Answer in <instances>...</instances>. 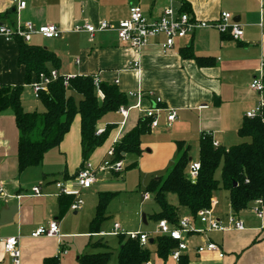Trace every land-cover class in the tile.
I'll use <instances>...</instances> for the list:
<instances>
[{
	"label": "crops",
	"instance_id": "0c3cea01",
	"mask_svg": "<svg viewBox=\"0 0 264 264\" xmlns=\"http://www.w3.org/2000/svg\"><path fill=\"white\" fill-rule=\"evenodd\" d=\"M23 1L26 5L18 11L16 4L9 0H0V26L11 27L18 23H30L36 27L56 26L61 31L59 38L45 40L34 36L28 45L52 53L58 60L57 71L61 76H97L99 84L114 85L126 97L125 108H133L137 104L140 106L139 109H130L125 121L117 112H113L97 123V130H106L108 127L111 129L102 146L90 156L88 161L93 165L100 164L107 152L144 120L143 111L156 107V100H160L159 107L176 110V120L170 127L161 120L158 128L143 135L141 154L132 155L130 165L124 164L126 157L130 155H125L121 160L124 172L132 168L131 170L144 174L148 180L151 178L150 181L165 176L172 167L177 157L176 142H185L190 147L189 154L191 148L198 149L202 134L211 136L212 141L219 147H232L238 138L237 132L245 113L260 102V95L249 89V84L257 74L259 61L264 57V7L261 8L259 0ZM131 5L138 6L148 19H157L168 7L180 10L182 5H186L189 14L200 21H216L221 13H228L232 19L236 18L243 36L241 40L234 41L226 36L224 38L215 30L201 29L177 41L172 50L162 54L161 36L151 39L146 46L136 51L121 45L113 33H96L90 37L86 33L73 32L74 26L85 23L97 25L99 22H107L116 26L128 19ZM260 23L262 28L259 27ZM183 48H191L196 57L205 58V65L200 67L194 60L182 58L180 50ZM17 56L16 41L7 40L0 35V85L23 87V93L28 89L27 94L38 101L33 96L30 84L26 85L24 82V70L17 64ZM134 63H138V71L132 69ZM23 93V110L37 112L31 109V104L24 99L27 94ZM138 94L141 95L140 99L137 98ZM97 96L100 97V94ZM18 138L12 112L8 110L1 113L0 183L9 195L20 198L0 201V240L18 238L20 264H43L45 259L55 258L60 249L67 254L59 255L58 264H78L80 256L94 255V247H107L101 241L92 242L93 238H104L99 236L103 232L100 229L99 233L90 234L88 225L95 213L97 195L112 193L107 191L109 187L105 183L112 176L118 177L123 172L104 174L90 189L83 191L84 206L77 213H63L59 208V198L56 197L54 183L72 180L82 167L80 117L74 118L60 145L44 155L39 167L21 174L18 173L17 163ZM51 177L58 179L49 182ZM34 187L40 188L41 197L33 196L31 189ZM219 193L220 191L214 195L218 204L216 212L218 218L225 223L231 209L228 194L226 193L228 204L223 206L217 198ZM91 194H96L94 208L83 215L81 213L86 208V198ZM115 194L111 204L118 198L117 193ZM146 194L149 199L144 200L143 196ZM150 195L143 194L142 201H149L152 196ZM110 205L109 217L112 210ZM250 206L237 214L244 223V231L207 235L224 253L222 259L216 254H197L194 247L201 242L198 235L193 237L190 249L181 253V257L188 258V264H264V216L262 220H257L250 213ZM158 212L145 215L146 225L147 221H153L150 217ZM179 215L191 216L181 208ZM51 220L59 223L60 241L55 238L30 237L32 232L39 227H45ZM193 226L195 229H203L198 221H194ZM114 238L118 240V237ZM155 239H149L152 244L148 241L141 248L148 249L149 245H154ZM154 254L157 257L155 250ZM157 259L160 263L152 262L150 252V260L145 264H178L169 256L165 260ZM116 261L117 255L114 263L109 261V264H116ZM0 264H12L11 259L1 249Z\"/></svg>",
	"mask_w": 264,
	"mask_h": 264
},
{
	"label": "trees",
	"instance_id": "16d2710c",
	"mask_svg": "<svg viewBox=\"0 0 264 264\" xmlns=\"http://www.w3.org/2000/svg\"><path fill=\"white\" fill-rule=\"evenodd\" d=\"M180 12L189 14L186 5ZM228 37V36H226ZM225 38V36H224ZM230 39V37H228ZM17 44V64L24 70V82L29 85L42 73L57 70L56 57L39 47L24 44L15 39ZM180 55L192 59L200 67L207 62L205 58L196 57L191 48H183ZM48 66H52L49 69ZM100 97L92 84V77H76L70 80L65 88L61 81L48 87L47 94H42L40 103L43 112H25L21 105L23 87L0 85V115L11 111L16 129L19 133L17 145L18 173L37 168L42 164L44 155L62 142L76 116L80 117V147L82 166L92 153L105 142L111 127L96 136L97 123L107 114L116 112L126 106V97L114 85L99 84ZM80 97L78 103L71 95ZM148 121L139 124L114 147L113 162L121 161L125 155L141 154V137L149 134ZM238 138L246 140L241 144L215 148L211 136L202 134L198 142L200 170L197 180L192 183L186 178L189 165L190 147L183 141L176 142L177 157L166 175L158 180H151L145 193L153 196L159 212L150 217L155 222L166 220L176 226L179 220V209H184L195 217L200 210L209 208L210 199L215 193L223 190L228 194L230 209L236 215L248 209L255 200L264 203V109L254 119L244 118L237 132ZM221 169V182L214 175ZM176 197L177 207L167 201V196ZM115 193H99L95 213L89 222L90 234L100 232L102 224L108 220V207L115 198ZM71 197L59 198V208L67 211ZM147 217V216H146ZM147 219V218H146ZM153 244L158 258L165 260L175 249L176 242L167 237H158ZM116 264H145L150 260L147 248H141L137 241L118 237ZM111 254L98 253L80 256L78 264H109ZM43 264H58L57 258L45 259ZM178 264H188V258L180 257Z\"/></svg>",
	"mask_w": 264,
	"mask_h": 264
},
{
	"label": "built area",
	"instance_id": "2783aa9c",
	"mask_svg": "<svg viewBox=\"0 0 264 264\" xmlns=\"http://www.w3.org/2000/svg\"><path fill=\"white\" fill-rule=\"evenodd\" d=\"M10 3L17 5V10L24 9L25 2L23 0H9ZM261 2V8L264 7V0ZM128 19L119 22L113 26L107 22H99L97 25L83 24L81 26H74L73 32L86 33L92 37L96 33H113L115 34L118 42L121 45L130 47L136 51L141 50L148 44L151 39L158 37L163 38L160 45L162 54H166L172 50L177 41L183 40L192 35L195 31L201 29H212L218 32L221 36H228L234 41L242 39L243 32L238 23L233 22L232 17L228 13H221L216 21L206 22L193 18L190 14L180 12L173 7H168L163 10L162 14L157 19L146 18L141 9L136 5L129 7ZM259 27L262 28L261 23ZM0 35L7 40L20 39L24 44H30L34 36L40 37L45 40L57 39L61 35V31L54 25H44L36 27L30 23H24L7 27L0 26ZM132 69L139 70L138 63L132 65ZM75 76H61L57 70H52L49 73H42L30 83L29 87L35 99L39 100L42 94H47L48 87L58 81L63 83L65 88L68 87L70 80ZM92 84L96 88L97 94H100L98 89L99 80L97 76L92 78ZM249 89L260 95L259 104L252 110L247 111L244 115L246 119H254L262 114L264 109V57L259 61L256 76L249 84ZM137 98L140 99L141 95L138 94ZM156 107L143 111L144 120L148 121L149 131H153L159 127L161 120L167 127H170L176 120V110L170 108H161L160 100H156ZM139 104L133 108L120 107L116 112L125 121L128 117L130 109H139ZM121 123V125H123ZM104 130H96V136H101ZM213 146L218 148V144L213 142ZM114 147H112L106 154L105 158L98 165H93L87 161L83 164L77 175L69 181L55 182L54 187L57 191L56 197L63 196L71 197V203L67 209L69 213H77L83 209L84 201L82 199V192L91 188L104 174L114 173L120 174L124 172L125 168L122 161L113 162ZM200 170L199 162H190L186 172V178L194 183L198 178ZM34 197H41V190L39 187L31 189ZM17 199L19 196L9 195L2 184L0 183V201L7 199ZM144 200L149 199L148 194L143 196ZM217 200L215 197L210 199L209 208L200 210L196 213L195 217L181 216L179 217L176 226H171L166 220L157 222L153 231L154 238L167 237L176 242V247L168 255L174 262L178 263L181 253L190 249L191 241L194 236L198 235L200 244L194 247L197 254L211 253L216 254L219 259L224 257V253L219 246L207 238L211 233H222L229 231L242 232L245 230L243 221L237 217L235 213L230 210L225 218V223L218 218L216 208ZM264 203L261 199L255 200L250 206V213L257 219H263ZM198 221L203 229H195L193 222ZM99 236H123L126 239L137 241L140 247H145L148 244L149 236L145 232H125L120 225L114 224L112 231L109 234L100 233ZM31 238L47 237L61 240L59 231V223L56 220H51L45 227H39L30 234ZM0 249L2 253L11 259L12 264H20L21 252L19 247V240L17 237H9L0 240ZM66 251L60 249L55 258L58 259L59 255H66Z\"/></svg>",
	"mask_w": 264,
	"mask_h": 264
},
{
	"label": "rangeland",
	"instance_id": "374dc122",
	"mask_svg": "<svg viewBox=\"0 0 264 264\" xmlns=\"http://www.w3.org/2000/svg\"><path fill=\"white\" fill-rule=\"evenodd\" d=\"M28 92L29 91L27 89L23 94H27ZM71 95L78 103V98H79L78 95H76L75 93H71ZM24 99L28 101L29 104H31L29 106L33 111H37L38 113L43 112V106L40 103V99L38 101H35L31 98L30 94L25 95ZM243 142H247V141L241 140L240 138L239 139L236 138V143L232 144V146L241 144ZM131 158L132 155L127 156L124 161V164L126 165L127 163V165H130ZM189 159H191L192 162H198L199 160L198 149L191 148ZM131 169L129 168L128 171L123 172L118 177L112 176L110 180H108V182L105 183V185L107 184V186L109 187L108 188L109 190L107 191H110L112 193H117L118 198L110 205L112 209L110 210L111 216L106 222L102 224L101 231L105 234H109L111 232L113 225L118 224L127 232L128 231L146 232L149 236V239H153L154 238L153 231L156 227L155 222L147 221V225H143L141 221L142 215H151L159 211L158 206L153 200V196L150 195L151 199L149 201L146 202L142 201V195L145 194V190L148 185L147 183L150 181L151 178L148 180L147 177L144 176V174ZM214 177L218 182H221L220 168L215 172ZM54 179L56 180L58 179V177L49 178V182ZM100 185H104V184H100ZM95 198H96V194H91L89 198H86L87 205L81 214L85 215L88 211L90 212L92 211L96 200ZM217 198L219 201H221L223 206H227L228 201H227V194L225 191L220 190V193L217 196ZM167 201L169 204L177 207L175 196L168 195ZM228 211L229 209L227 208L226 212ZM263 215H264V210H263ZM96 241H101L102 244H106L107 247H94L92 253L96 254V253L111 252L112 255L110 261L114 263L118 251L117 238L96 237L92 239V242H96ZM148 249L151 252V261L160 263V261L157 259V257L154 254L155 245H149Z\"/></svg>",
	"mask_w": 264,
	"mask_h": 264
},
{
	"label": "water",
	"instance_id": "95a60500",
	"mask_svg": "<svg viewBox=\"0 0 264 264\" xmlns=\"http://www.w3.org/2000/svg\"><path fill=\"white\" fill-rule=\"evenodd\" d=\"M232 20H233V22L237 21L236 18H233ZM214 105L215 106L217 105L216 102H215ZM142 223H143V225H146V217H145V215H142ZM149 244H152V240L149 241Z\"/></svg>",
	"mask_w": 264,
	"mask_h": 264
}]
</instances>
